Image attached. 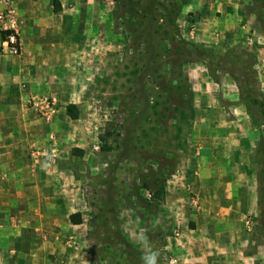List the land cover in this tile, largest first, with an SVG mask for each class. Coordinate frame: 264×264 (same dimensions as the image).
Instances as JSON below:
<instances>
[{
  "label": "rangeland",
  "instance_id": "rangeland-1",
  "mask_svg": "<svg viewBox=\"0 0 264 264\" xmlns=\"http://www.w3.org/2000/svg\"><path fill=\"white\" fill-rule=\"evenodd\" d=\"M45 4L14 0L21 53L5 54L0 34V69L20 74L8 97L35 83L64 108L58 129L33 110L41 137L19 150L45 167L31 151L54 135L56 164L77 156L88 264H146L153 252L156 264H237V219L219 224L204 207L229 198L203 197L196 179L204 164L237 163V117L255 143L262 203L248 221L264 245V0H65L66 13L51 0L54 14Z\"/></svg>",
  "mask_w": 264,
  "mask_h": 264
},
{
  "label": "crops",
  "instance_id": "crops-1",
  "mask_svg": "<svg viewBox=\"0 0 264 264\" xmlns=\"http://www.w3.org/2000/svg\"><path fill=\"white\" fill-rule=\"evenodd\" d=\"M58 1L61 12L66 13L65 0ZM46 2L48 13H53L51 0ZM19 75L14 69H0V127L2 123L9 124L6 130L0 128V264H88V231L84 223L75 225L71 221L73 214H81L83 219L74 193L79 179L74 177L72 163L77 156L70 152L72 160L68 163L63 156L54 166L35 167L26 147L19 150V142L28 144L41 137L38 116L27 103L48 92L32 83L25 93L18 95L20 98L8 97L5 94L12 90L9 87ZM63 111L61 107L58 118L49 125L51 128L65 126ZM219 137L209 136L208 145L213 152L222 145L216 141ZM226 142L231 141L226 140L223 145ZM254 148L255 143L243 132L242 120L237 117V163L204 164L196 178L203 197L216 194L224 196V201L225 195L229 198L227 204L221 207L219 203L217 208L213 204L215 198L203 201H207V217L217 219V223L223 224L227 215L237 219V264H264V245L253 246L248 221L260 209L258 169L250 162ZM215 231L221 234L224 230Z\"/></svg>",
  "mask_w": 264,
  "mask_h": 264
},
{
  "label": "built area",
  "instance_id": "built-area-1",
  "mask_svg": "<svg viewBox=\"0 0 264 264\" xmlns=\"http://www.w3.org/2000/svg\"><path fill=\"white\" fill-rule=\"evenodd\" d=\"M0 34L2 35V51L7 55L17 56L21 53V21L14 6V0H0ZM32 108L46 123L54 122L60 112V102L54 97H35L30 100ZM48 145L34 147L31 156L38 164L53 166L58 159V142L54 135L50 136ZM91 205L90 196L84 200Z\"/></svg>",
  "mask_w": 264,
  "mask_h": 264
},
{
  "label": "trees",
  "instance_id": "trees-1",
  "mask_svg": "<svg viewBox=\"0 0 264 264\" xmlns=\"http://www.w3.org/2000/svg\"><path fill=\"white\" fill-rule=\"evenodd\" d=\"M58 4V2H56ZM56 12H59L60 9H55ZM75 109L74 105H70L67 107V113L69 116H71L73 119H77L74 114H73V110ZM262 202H260L259 204H261ZM71 221L73 224L75 225H80L83 223V219L81 217V214H73L71 215Z\"/></svg>",
  "mask_w": 264,
  "mask_h": 264
},
{
  "label": "clouds",
  "instance_id": "clouds-1",
  "mask_svg": "<svg viewBox=\"0 0 264 264\" xmlns=\"http://www.w3.org/2000/svg\"><path fill=\"white\" fill-rule=\"evenodd\" d=\"M158 253L153 252L151 255V259L146 260V264H156V257H157Z\"/></svg>",
  "mask_w": 264,
  "mask_h": 264
}]
</instances>
